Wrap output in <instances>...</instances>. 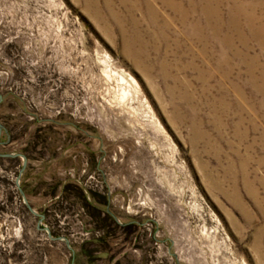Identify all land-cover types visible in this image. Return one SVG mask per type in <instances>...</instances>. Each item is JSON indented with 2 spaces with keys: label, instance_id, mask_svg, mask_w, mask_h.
<instances>
[{
  "label": "rangeland",
  "instance_id": "obj_1",
  "mask_svg": "<svg viewBox=\"0 0 264 264\" xmlns=\"http://www.w3.org/2000/svg\"><path fill=\"white\" fill-rule=\"evenodd\" d=\"M0 94V264H264V0H0Z\"/></svg>",
  "mask_w": 264,
  "mask_h": 264
},
{
  "label": "water",
  "instance_id": "obj_2",
  "mask_svg": "<svg viewBox=\"0 0 264 264\" xmlns=\"http://www.w3.org/2000/svg\"><path fill=\"white\" fill-rule=\"evenodd\" d=\"M3 97L2 95L0 94V102L2 101ZM3 130H6L5 127L3 126V124L0 123V136H1V133ZM0 144H1V141H0ZM0 156L2 157H13V158H17V157H20L24 160V164H23V168L21 169L20 171V174L18 175L17 179H16V186L18 187V190L21 194V197L25 203V206L27 208V211L28 213H30L31 215H33L35 218H37V223H36V229L37 231L39 232H46L47 234V237L51 240V241H61L63 242L66 247L74 253V250L73 248L71 247L70 245V241L65 238V237H55L52 235L50 229L46 226H43V220L45 219V216L41 213H39L38 211H36L33 206L29 203V201L27 200V197H26V194L24 192V190L22 189L21 185H20V180H21V176L23 174V171L25 170L26 168V165H27V157L23 154H1L0 153Z\"/></svg>",
  "mask_w": 264,
  "mask_h": 264
},
{
  "label": "flooded vegetation",
  "instance_id": "obj_3",
  "mask_svg": "<svg viewBox=\"0 0 264 264\" xmlns=\"http://www.w3.org/2000/svg\"><path fill=\"white\" fill-rule=\"evenodd\" d=\"M10 51H12V49L10 50ZM6 53V55L8 56V57H10L9 55V53L8 52H5ZM46 72H47V68L46 67H44V73L42 74V80H40V82H41V85L43 86V88L46 90V88H48V83L51 81V80H47L46 79ZM58 79V78H57ZM59 87H61V86H59L58 84L56 85V91H58V88ZM2 95V94H1ZM2 97H3V95H2ZM3 99H4V97H3ZM3 99H2V101L0 102V104L3 102ZM4 126V125H3ZM5 127V126H4ZM5 129L6 130H3L2 131V133H5L6 134V139H1V144H0V146L1 145H6L7 144V140H8V144H10L11 143V141H12V137H11V133L8 131V129L5 127ZM2 154H9V153H2ZM10 154H12V153H10ZM0 158H3V160H8V164H5V168L6 169H11V167H13V165H14V163H15V158H13V157H2V156H0Z\"/></svg>",
  "mask_w": 264,
  "mask_h": 264
},
{
  "label": "bare ground",
  "instance_id": "obj_4",
  "mask_svg": "<svg viewBox=\"0 0 264 264\" xmlns=\"http://www.w3.org/2000/svg\"><path fill=\"white\" fill-rule=\"evenodd\" d=\"M252 22V21H251Z\"/></svg>",
  "mask_w": 264,
  "mask_h": 264
}]
</instances>
